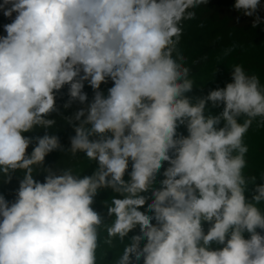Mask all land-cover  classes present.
Segmentation results:
<instances>
[{
	"label": "clouds",
	"instance_id": "9594fccd",
	"mask_svg": "<svg viewBox=\"0 0 264 264\" xmlns=\"http://www.w3.org/2000/svg\"><path fill=\"white\" fill-rule=\"evenodd\" d=\"M207 3L0 0L11 21L0 35V183L21 174L12 200L0 193V264H98L102 244L122 246L114 264H264V172L244 173L264 84L237 64L225 87L191 95L178 45ZM263 3L234 8L255 28ZM65 86L63 108L82 105L64 117L67 148L47 131ZM54 151L95 167L53 168ZM106 189L105 215L93 205Z\"/></svg>",
	"mask_w": 264,
	"mask_h": 264
},
{
	"label": "trees",
	"instance_id": "16d2710c",
	"mask_svg": "<svg viewBox=\"0 0 264 264\" xmlns=\"http://www.w3.org/2000/svg\"><path fill=\"white\" fill-rule=\"evenodd\" d=\"M264 2V0H261ZM235 0H208L206 5H201L195 9L196 18L184 22L183 34L178 45L179 51L186 58L185 66L190 69V78L194 81V89L191 95H206L211 89L222 88L231 82V72L234 65H242L248 74H255L260 78L261 84H264V8L258 9L257 15L261 17V23L253 28L255 16H245L243 12L234 8ZM237 11L244 16L243 25H231L234 17L229 13ZM230 14V15H229ZM10 19L0 11V35H4L3 26L10 23ZM111 81L108 84H102L101 89L107 91L111 87ZM84 91L87 92L89 101L92 99L93 90L85 83ZM68 100L67 86L61 91L57 99L59 113H53L51 117L56 120L54 127L47 129L49 133L57 134L61 143L67 148L70 145V137L74 135L73 128L68 125L64 117L71 116L78 108L82 107L78 102L64 109L63 104ZM222 110L214 108L212 111L218 113ZM258 117L253 121L248 133L245 135L244 142L248 146L246 158L249 165L248 170L244 171L246 176H256L257 182H260L261 172H264V124L259 123ZM182 131L186 130L181 129ZM45 129H37L33 133L26 135H43ZM32 146L29 147L30 153ZM46 165L56 167H73L78 173L91 174L94 163H90L84 157L83 153L77 157H72L70 153L54 151L46 157ZM11 183H0V193H3L7 199L14 198L15 189L18 187L16 177ZM43 181V174L37 176ZM110 189L101 190L96 197L93 207L106 215V209L103 201L112 197ZM138 231V230H137ZM135 233H130V235ZM106 233L102 232V238ZM122 253V246L109 248L107 245L101 246L97 252L98 264H114L115 258Z\"/></svg>",
	"mask_w": 264,
	"mask_h": 264
},
{
	"label": "rangeland",
	"instance_id": "374dc122",
	"mask_svg": "<svg viewBox=\"0 0 264 264\" xmlns=\"http://www.w3.org/2000/svg\"><path fill=\"white\" fill-rule=\"evenodd\" d=\"M261 7H263L264 8V3L263 4H261ZM230 14L232 15V16H235V23L234 24H238V22H240L239 21V17L238 16H236L234 13H232V12H230ZM264 19V18H263Z\"/></svg>",
	"mask_w": 264,
	"mask_h": 264
}]
</instances>
